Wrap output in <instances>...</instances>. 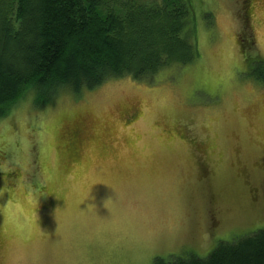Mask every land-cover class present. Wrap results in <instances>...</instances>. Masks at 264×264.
Masks as SVG:
<instances>
[{"label": "rangeland", "instance_id": "1", "mask_svg": "<svg viewBox=\"0 0 264 264\" xmlns=\"http://www.w3.org/2000/svg\"><path fill=\"white\" fill-rule=\"evenodd\" d=\"M195 4L192 62L42 106L29 90L0 119V264L205 258L264 229V82L246 73L264 58V0L248 54L241 0Z\"/></svg>", "mask_w": 264, "mask_h": 264}, {"label": "trees", "instance_id": "2", "mask_svg": "<svg viewBox=\"0 0 264 264\" xmlns=\"http://www.w3.org/2000/svg\"><path fill=\"white\" fill-rule=\"evenodd\" d=\"M253 1L241 0L246 54ZM196 22L195 0H0V119L29 90L42 106L65 88L79 93L112 78H143L192 62L199 55ZM251 55L246 73L264 82V58ZM77 149L72 144L75 163ZM153 264H264V229L221 241L205 258L157 257Z\"/></svg>", "mask_w": 264, "mask_h": 264}, {"label": "flooded vegetation", "instance_id": "3", "mask_svg": "<svg viewBox=\"0 0 264 264\" xmlns=\"http://www.w3.org/2000/svg\"><path fill=\"white\" fill-rule=\"evenodd\" d=\"M255 1H261V0H254L253 2H255ZM242 5V4H241ZM245 8V7H244ZM250 9H251V5H249L248 6V10L247 11H250ZM239 40H240V38H239ZM130 109H126L125 111H124V117H125V114L127 115V114H130ZM79 119H82L83 121H86V118H79ZM126 120H130V119H126ZM77 123H81L80 121L79 122H76V126H74V127H72L69 131H70V133L71 134H73L75 131H76V129H77ZM64 128V127H63Z\"/></svg>", "mask_w": 264, "mask_h": 264}, {"label": "clouds", "instance_id": "4", "mask_svg": "<svg viewBox=\"0 0 264 264\" xmlns=\"http://www.w3.org/2000/svg\"><path fill=\"white\" fill-rule=\"evenodd\" d=\"M93 199H94V197H93ZM109 200H110V198L104 201V206H105L106 208H107V204H108V201H109ZM56 213H57V209H56L55 215H56ZM56 218H57V215H56Z\"/></svg>", "mask_w": 264, "mask_h": 264}]
</instances>
